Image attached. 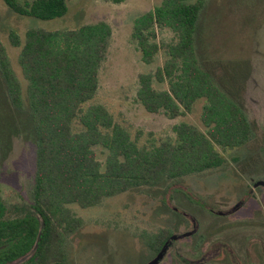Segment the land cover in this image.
<instances>
[{
  "label": "rangeland",
  "instance_id": "374dc122",
  "mask_svg": "<svg viewBox=\"0 0 264 264\" xmlns=\"http://www.w3.org/2000/svg\"><path fill=\"white\" fill-rule=\"evenodd\" d=\"M66 2L64 16L39 20L14 13L0 0V39L23 88L26 81L16 63L19 48L8 40L11 30L22 38L29 27L71 29L104 21L111 36L91 102L103 104L133 137L140 134V144L173 137L172 126L180 121L202 127L203 99L190 113L170 119L162 112H147L136 98L138 75L162 65L165 54L161 48L151 64L143 63L131 39L132 23L161 0ZM172 38V31L157 30L158 42ZM195 45L201 67L243 106L257 124V133L242 147L222 152V166L133 187L93 207L68 204L82 224L66 237L63 264H146L157 251L141 234L160 229L171 230L173 237L192 236L175 241L158 264H264V187L253 185L264 182V0H205ZM154 86L166 87L157 82ZM29 114L27 102L21 109L12 105L0 72V165L22 167V172L31 167L35 176L36 144ZM95 151L103 161L102 147ZM22 187L28 203L29 180ZM31 254L5 264H30Z\"/></svg>",
  "mask_w": 264,
  "mask_h": 264
},
{
  "label": "trees",
  "instance_id": "16d2710c",
  "mask_svg": "<svg viewBox=\"0 0 264 264\" xmlns=\"http://www.w3.org/2000/svg\"><path fill=\"white\" fill-rule=\"evenodd\" d=\"M3 2L14 13L39 20L59 18L68 11L66 0ZM204 3L161 0L133 20L131 39L142 62L151 64L161 48L165 54L162 65L138 75L136 98L142 107L174 119L190 113L203 99L201 128L180 121L172 126L173 137L149 145L140 144V134L133 137L103 104L91 102L111 36L106 22L71 29L29 27L22 38L11 30L8 40L19 48L16 63L26 81L24 88L0 39V72L8 96L18 109L27 102L36 144L34 205L44 224L31 255L34 264L64 263L66 237L82 224L68 204L93 207L133 187L222 166L226 161L222 152L253 138L255 124L243 106L198 61L196 31ZM162 29L172 31L170 41L158 42L157 30ZM154 82L166 87L158 89ZM96 146L104 150L103 161L97 158ZM34 221L13 225L18 243L0 253V262L31 250L38 233ZM169 235V230L160 229L142 232L141 238L158 251Z\"/></svg>",
  "mask_w": 264,
  "mask_h": 264
},
{
  "label": "flooded vegetation",
  "instance_id": "af4514ba",
  "mask_svg": "<svg viewBox=\"0 0 264 264\" xmlns=\"http://www.w3.org/2000/svg\"><path fill=\"white\" fill-rule=\"evenodd\" d=\"M254 124H255L254 125L255 128H257V124L256 123ZM255 131L257 133V129ZM6 166L0 165V253H2L3 251L12 250L13 245L18 243L19 236L15 235L14 233V228H13L14 224H32L30 223L31 221H34L32 220V218L35 219L34 223L38 224L37 225L38 230H39V224H44L41 214L38 212V210L35 208V205H34L35 176H34V172H32L31 170V167L29 168L27 167L25 169L26 172H22L23 171L22 167L21 168L13 167L11 165L8 166L7 164ZM23 178H24V181L29 180V185L30 187L32 186L31 195H30L31 199L30 201H28V203L26 202L21 192V189H24V187H22L24 183ZM253 185H256V186L261 185L264 187V182L256 181L254 182ZM169 231H170V235L167 239V242H166L167 247L163 253V256L165 255L168 248L175 241L180 240L185 237L192 236V235L191 236L185 235V236L173 237L175 233H173L171 230ZM160 250H161V247L153 256L154 258L157 256ZM25 254L18 255L16 257L7 258L6 260L0 262V264L11 263ZM31 257L32 256L29 257L28 261H30V264H34L33 260H31Z\"/></svg>",
  "mask_w": 264,
  "mask_h": 264
},
{
  "label": "water",
  "instance_id": "95a60500",
  "mask_svg": "<svg viewBox=\"0 0 264 264\" xmlns=\"http://www.w3.org/2000/svg\"><path fill=\"white\" fill-rule=\"evenodd\" d=\"M42 229H43V224H39V230H38V233H37V237H36V240H35V242H34L33 247H32L31 250L29 251L30 253H32L33 250L36 248V246H37V244H38V241L40 240V236H41V233H42ZM166 247H167V243L164 244V246H163V247L161 248V250L158 252L157 256H156L152 261H150V262L147 263V264H157L158 260H159L160 258H162L163 253H164ZM29 252H27L26 254H28ZM23 256H24V255H23ZM155 259H156L157 261H156Z\"/></svg>",
  "mask_w": 264,
  "mask_h": 264
}]
</instances>
